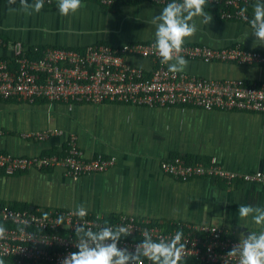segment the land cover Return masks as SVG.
I'll use <instances>...</instances> for the list:
<instances>
[{
  "label": "crops",
  "instance_id": "crops-1",
  "mask_svg": "<svg viewBox=\"0 0 264 264\" xmlns=\"http://www.w3.org/2000/svg\"><path fill=\"white\" fill-rule=\"evenodd\" d=\"M82 4L76 14L65 17L59 14L58 3L29 15L18 7L19 0L14 5L0 0V38L28 48L85 49L97 44L152 42L155 26L151 20L164 8L139 2L119 5L114 13L94 2ZM204 10L212 21L205 25L196 18L197 32L185 44L213 48L241 44L264 52V45L253 46L249 22L223 21L206 6ZM251 14L250 18L253 6ZM0 57H12V52L0 48ZM134 63L151 68L146 60L135 59ZM182 72L207 79L264 83V67L188 61ZM35 133L51 135L43 141L24 137ZM70 134L77 136L86 157L115 158V168L77 181L66 177L60 168L0 173V204L45 209L83 205L108 219L125 213L163 224H214L245 235L261 230L251 217L239 220L238 215L240 205L264 208L261 186L239 179L230 185L222 179L181 182L164 174L160 164L176 156H193L238 174L264 172V114L0 100V152L21 157L60 154Z\"/></svg>",
  "mask_w": 264,
  "mask_h": 264
},
{
  "label": "built area",
  "instance_id": "built-area-1",
  "mask_svg": "<svg viewBox=\"0 0 264 264\" xmlns=\"http://www.w3.org/2000/svg\"><path fill=\"white\" fill-rule=\"evenodd\" d=\"M111 8L120 1H143L165 7L170 0H82ZM257 0H208L219 8L217 17L223 21L248 23V12L242 10ZM264 2V0H262ZM58 0H44L43 6H53ZM245 16L247 19H245ZM152 42H132L119 46L97 44L85 49L68 47L28 48L0 39V48L12 52V57H0V100H15L34 104L38 100L50 103L128 105L146 109L194 108L206 112H244L264 114V83L232 79H207L186 72L171 73L152 48ZM181 55L187 61L208 64L226 63L244 67H264V52L234 44L225 48L206 45H183ZM135 59L150 62L145 69ZM55 134H61L56 131ZM49 133L25 134V138L43 141ZM116 166L112 157H86L78 138L70 134L60 154L31 157L0 152V170L7 175L62 169L66 177L77 181L91 175H103ZM164 174L181 182L194 179H222L227 185L234 180L254 184L264 189V172L238 174L211 162L188 163L178 156L161 162ZM76 208L45 209L14 207L0 204V225L6 236L0 240V258L15 264H62L75 247V225L84 223L93 231L104 226L128 227L131 234L122 237L118 247L135 250L142 242L141 233L149 231L154 240L170 239L183 232L186 254L181 264H238L227 256L239 243L240 234L223 226L190 222L163 224L149 217L119 214L108 222L104 216L87 211L81 221L73 215ZM59 216L64 224L57 225ZM145 264L150 262L145 261Z\"/></svg>",
  "mask_w": 264,
  "mask_h": 264
},
{
  "label": "clouds",
  "instance_id": "clouds-1",
  "mask_svg": "<svg viewBox=\"0 0 264 264\" xmlns=\"http://www.w3.org/2000/svg\"><path fill=\"white\" fill-rule=\"evenodd\" d=\"M14 5L17 0H8ZM208 0H170L159 15L152 18L155 26V40L152 48L168 71L175 74L185 70L188 61L181 55L185 41L197 32L196 18L200 23L208 25L212 16L205 12ZM44 0H19V8L31 15L40 12ZM83 7L82 0H58V11L61 16L76 14ZM15 11V9H12ZM247 10H242V15ZM245 19L247 17L245 16ZM251 34L255 37L253 46L264 45V2L257 0L253 5V16L249 20ZM87 209L81 205L73 215L81 221L87 216ZM239 220L252 222L261 230L251 231L250 234H240L239 243L227 253L228 257L237 258L238 264H264V208L252 205H240L238 208ZM57 225L64 224V217L59 216ZM6 228L0 225V240L6 236ZM132 231L125 226H104L97 231L86 227L84 223L75 225L76 252L68 254L62 264H181L186 254V244L183 241V232L177 231L170 239L159 238L154 240L152 234L144 230L142 242L138 243L134 252L128 248L118 247L122 237H127ZM0 264H5L0 259Z\"/></svg>",
  "mask_w": 264,
  "mask_h": 264
},
{
  "label": "trees",
  "instance_id": "trees-1",
  "mask_svg": "<svg viewBox=\"0 0 264 264\" xmlns=\"http://www.w3.org/2000/svg\"><path fill=\"white\" fill-rule=\"evenodd\" d=\"M139 2H143V1H138V2H136V1H120V2H118L115 6L109 8V10L112 11V12H114V13H118V11H119V7H118V6H119V5H132L133 3H139ZM251 6H253V4H252ZM251 6L248 7V8H246L248 14H251ZM211 7H212V8H211ZM206 8H208V10L214 12L216 15H217L218 12H219V8L216 7V6H211V5L207 4V5H206ZM251 15H252V14H251ZM0 39H2V38H0ZM3 40L6 41L5 39H3ZM176 157H178V156H176ZM181 157H182V156H181ZM173 158H174V157H173ZM183 158H184L188 163H190V164H191V163H196V162H200V163H204V162H205V161H203V159L195 158V157H193V156H186V157L183 156ZM209 163H211V162H207V164H209ZM1 171H2V170H1ZM48 171H52V169H49V170H43L42 172H48ZM0 173L5 174L4 171H2V172H0ZM17 174H24V173H17ZM113 219H114V217H113V218H110V219H107V221H108V222H111Z\"/></svg>",
  "mask_w": 264,
  "mask_h": 264
}]
</instances>
